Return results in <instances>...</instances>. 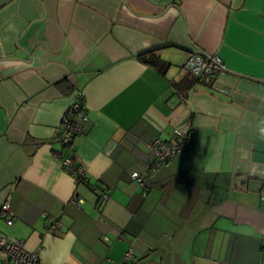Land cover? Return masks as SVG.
Segmentation results:
<instances>
[{"label":"crops","instance_id":"0c3cea01","mask_svg":"<svg viewBox=\"0 0 264 264\" xmlns=\"http://www.w3.org/2000/svg\"><path fill=\"white\" fill-rule=\"evenodd\" d=\"M195 49L229 70L183 73ZM150 50L165 72L138 57ZM79 89L90 121L65 168L55 135ZM261 118L264 0H0V237L42 247L43 264L69 233L73 264H264ZM176 129L185 150L148 175L150 142ZM213 157L228 170L201 171Z\"/></svg>","mask_w":264,"mask_h":264},{"label":"built area","instance_id":"2783aa9c","mask_svg":"<svg viewBox=\"0 0 264 264\" xmlns=\"http://www.w3.org/2000/svg\"><path fill=\"white\" fill-rule=\"evenodd\" d=\"M183 64V73L190 74L198 81L207 85L212 84L220 74L226 73L229 70L220 54L204 52L197 49L190 52L187 60ZM76 94L75 100L69 105L70 107L63 115V120L55 135V141L61 144L62 147L61 150L57 151L56 155L61 159L62 165L65 168L73 165V159L71 156H64L63 150L69 142L75 139L78 133L84 131L85 125L90 121L86 106V93L81 89ZM173 138L170 142H166L163 138H154L150 142L148 148L151 154L147 161L148 175L157 172L159 168L167 164L176 154L185 150V134L179 129H176ZM76 173L80 177H86V170L83 167H78ZM131 177L141 181L143 186H146V175L133 171ZM100 193L103 200L109 197L108 190H101ZM260 195L264 207V187ZM74 202L77 203L76 201ZM2 208L5 211L7 223L13 224L11 197L6 199ZM61 224L60 220H56V222H45V229L56 231ZM128 250L125 256L127 260L131 259L133 255L132 247ZM41 251L42 247L36 250L33 249V251L27 249L22 239L20 240L16 237H0V255L3 264H43Z\"/></svg>","mask_w":264,"mask_h":264},{"label":"clouds","instance_id":"9594fccd","mask_svg":"<svg viewBox=\"0 0 264 264\" xmlns=\"http://www.w3.org/2000/svg\"><path fill=\"white\" fill-rule=\"evenodd\" d=\"M257 127L260 138L264 139V118L260 119ZM205 142L206 140H204L202 144ZM198 166L205 174H216L228 170L227 164L221 161L218 157H213L212 159L207 160L204 159L202 162L198 163ZM74 242V235L69 233L66 241L60 242L59 245L50 246L48 249L50 264H73L71 248Z\"/></svg>","mask_w":264,"mask_h":264},{"label":"trees","instance_id":"16d2710c","mask_svg":"<svg viewBox=\"0 0 264 264\" xmlns=\"http://www.w3.org/2000/svg\"><path fill=\"white\" fill-rule=\"evenodd\" d=\"M144 63H148V64H150V65H153V66H155V67H157L158 69H160L162 72H165L168 68H169V66H170V64H168L167 62H165L159 55H157L156 53H155V51H153V50H150V51H146L145 53H142V54H140L139 56H138ZM79 90H81V89H79ZM89 123V122H88ZM88 123L86 124V125H88ZM86 125H85V127H86ZM85 127H84V131L83 132H81V133H78L77 134V136H79V135H81V134H83L86 130H85ZM77 136L75 137V139L73 140V141H71V142H69L67 145H66V147H71V146H73L75 143V140L77 139ZM186 140V139H185ZM71 158L74 160V157L73 156H71ZM75 175H76V179L78 180V183L79 182H82V181H86V177H80L77 173H75ZM140 182V181H139ZM145 185H146V180H145ZM109 192V191H108ZM99 194H100V201L101 202H103L104 200H103V198H102V196H101V193L99 192ZM3 212H4V214H5V211L3 210Z\"/></svg>","mask_w":264,"mask_h":264}]
</instances>
